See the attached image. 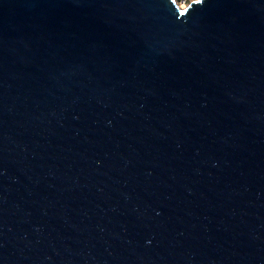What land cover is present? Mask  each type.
<instances>
[{
    "label": "water",
    "instance_id": "1",
    "mask_svg": "<svg viewBox=\"0 0 264 264\" xmlns=\"http://www.w3.org/2000/svg\"><path fill=\"white\" fill-rule=\"evenodd\" d=\"M0 264H264V0H0Z\"/></svg>",
    "mask_w": 264,
    "mask_h": 264
},
{
    "label": "built area",
    "instance_id": "2",
    "mask_svg": "<svg viewBox=\"0 0 264 264\" xmlns=\"http://www.w3.org/2000/svg\"><path fill=\"white\" fill-rule=\"evenodd\" d=\"M174 1L179 7L180 5H182V7L180 8H183V7H186L191 0H174Z\"/></svg>",
    "mask_w": 264,
    "mask_h": 264
},
{
    "label": "snow or ice",
    "instance_id": "3",
    "mask_svg": "<svg viewBox=\"0 0 264 264\" xmlns=\"http://www.w3.org/2000/svg\"><path fill=\"white\" fill-rule=\"evenodd\" d=\"M196 2H197V3H199V2H200V0H196Z\"/></svg>",
    "mask_w": 264,
    "mask_h": 264
},
{
    "label": "bare ground",
    "instance_id": "4",
    "mask_svg": "<svg viewBox=\"0 0 264 264\" xmlns=\"http://www.w3.org/2000/svg\"><path fill=\"white\" fill-rule=\"evenodd\" d=\"M180 7H182V5H180Z\"/></svg>",
    "mask_w": 264,
    "mask_h": 264
}]
</instances>
